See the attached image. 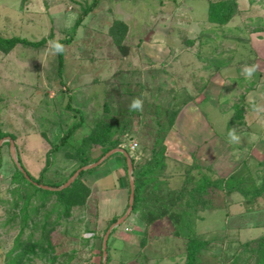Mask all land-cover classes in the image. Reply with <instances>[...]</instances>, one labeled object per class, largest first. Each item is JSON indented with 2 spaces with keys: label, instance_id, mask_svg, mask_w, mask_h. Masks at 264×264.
I'll return each instance as SVG.
<instances>
[{
  "label": "rangeland",
  "instance_id": "obj_1",
  "mask_svg": "<svg viewBox=\"0 0 264 264\" xmlns=\"http://www.w3.org/2000/svg\"><path fill=\"white\" fill-rule=\"evenodd\" d=\"M216 1L219 0H0L1 38L20 37L33 42L47 39L41 47L18 44L7 53L0 49V125L13 137L23 169L45 185L67 183L81 166V161L71 155L106 116L105 106L111 107V114L125 117L127 111H136L131 107L134 100L140 101L139 116L134 115V120L140 122L123 145L129 149V141H136L138 147L129 154L144 160L150 145L144 136L153 135L150 129L156 126L157 108L168 109L174 103L179 106L189 96L198 95L200 80L208 77L202 72L208 64L239 65L245 55L264 51V47L259 50L255 46L258 38L264 39V0H237V14L223 26L208 21L209 3ZM94 3L72 42L64 45L60 66L59 41L71 35L76 19ZM114 21L128 27L122 49L110 34ZM233 103L238 101L232 98L230 106ZM80 120L81 126L66 143L54 149ZM169 149L163 176L168 188V181L177 180L169 176L182 165ZM102 151L99 147L93 149L90 160L98 158ZM0 152V264H104L103 240L114 225L110 220L118 217H111V212L120 210L123 201L122 191L115 189L118 179L108 176L109 161L85 176L91 194L83 206L67 214L55 198L42 206L41 199L21 195L25 184L13 179L17 166L10 145L4 142ZM115 157L118 156L110 159L111 164ZM197 168L188 172L191 184L199 181L201 174L209 175L206 167ZM98 176L105 178L98 182L97 190L94 183ZM128 181L130 187L129 171ZM16 189L18 195L14 194ZM225 191L223 187L209 188L197 199L221 203ZM101 203L103 216L98 206ZM220 206L212 204L214 208ZM183 208L186 205L174 211ZM201 211L199 204L195 213L191 210L190 217L184 215L182 221L184 224L191 219L193 233L207 242L199 253V264H263L261 231L243 238L226 234L210 237L205 235L206 229H225L224 220L229 226L226 211L214 210L200 221ZM132 214L136 213L131 211L128 217ZM125 221L109 235L108 264H152L150 258L158 257V249L170 248V239H177L179 251L186 258L187 229H181L176 236L173 227L163 228L169 225L164 219L145 226L144 231Z\"/></svg>",
  "mask_w": 264,
  "mask_h": 264
},
{
  "label": "crops",
  "instance_id": "obj_2",
  "mask_svg": "<svg viewBox=\"0 0 264 264\" xmlns=\"http://www.w3.org/2000/svg\"><path fill=\"white\" fill-rule=\"evenodd\" d=\"M255 46L261 50L264 39L258 38ZM244 58L239 65L221 63L216 67L212 65L215 69L211 64L204 67L202 72L208 77L205 81L200 80L198 95L189 96L179 106L174 103V109H179V114L166 140L168 149L172 141L169 150L173 158L182 164L175 175L169 176L170 179H177L175 183L168 181L170 189H180L188 178V172L197 167H206L209 172V175L201 174V178L206 176L224 183L226 191L221 196V203L214 200L200 201L203 202L201 204L208 205L205 208L201 206L202 215L198 218L200 221H204L206 214L214 210L226 211L225 218L229 221L227 226L224 220L225 229H206L205 235L210 237L223 234L251 237L257 231L264 235V51L253 56L245 55ZM245 68L253 69L250 75L245 73ZM230 79L234 81L231 82ZM193 88L196 89L192 84L191 89ZM232 98L238 103L230 106ZM149 155L150 151L144 158ZM117 156L114 164L110 162L112 155L104 161H109L108 176H116L119 185L115 189L121 190L123 196L121 209L112 211L111 217L124 215L130 191L127 161L122 154ZM200 163L204 165L200 166ZM104 178L97 177L94 183L97 190L98 182ZM193 187L190 184L189 190ZM189 199L188 196L184 202ZM215 202L222 207H212ZM249 204L251 206H244ZM98 206L101 214L102 203ZM193 210L195 213L196 210ZM191 213L193 212L189 209V217ZM128 221L127 225L144 231L146 225L137 214H132L125 223ZM163 228L166 230L170 226L167 224ZM177 242V239H170L168 243L171 249H158V257L150 258V262L183 264L185 256L179 251ZM180 256L182 261L178 260Z\"/></svg>",
  "mask_w": 264,
  "mask_h": 264
},
{
  "label": "trees",
  "instance_id": "obj_3",
  "mask_svg": "<svg viewBox=\"0 0 264 264\" xmlns=\"http://www.w3.org/2000/svg\"><path fill=\"white\" fill-rule=\"evenodd\" d=\"M94 3L91 7L87 8L82 15H80L73 26L71 35L66 39L59 41L58 47V58L60 66L63 65V49L64 45L70 44L72 38L75 35L76 30L81 25L82 20L90 13ZM238 11V1L237 0H219L216 2H210L208 6V21L212 24L219 26L226 25ZM128 27L123 22L114 21L110 29V34L113 37L114 42L119 49H122V42L126 37ZM47 42V39L44 38L40 41H30L25 38L20 37H11V38H1L0 37V49L4 52H10L18 44H24L32 47H41ZM71 107L70 105L68 106ZM106 116H103L95 125L90 135L83 140L82 146L77 150L75 155H71V158L81 161V166L83 167L97 163L102 157L107 153L121 148L124 143V139L130 136L128 134L139 125L140 120H134L139 116L140 109L137 108L136 111H127L126 116H115L111 114V107L109 105L105 106ZM163 114H162V113ZM156 121L153 129H150L153 135L149 133L145 134L146 141L150 143L149 151L150 155L148 158H145L142 161H138L134 156L130 155L132 163V176L134 183V202L132 213L139 215V218L145 223L146 227L155 223L156 221H161L162 219L169 222V226L173 227V233L177 236L180 235V230L186 228L189 231V236L186 239L185 248H186V258L183 264H199L198 256L201 250L207 245L206 241L199 240L196 235L193 233L191 228L192 221L187 219L182 224L183 217L186 215L189 217L186 209H197V206L200 204L202 208L208 205H203L200 202V199H197L198 195L205 194L209 188H222L224 183L222 180H211L209 177L203 176L199 181L194 182L193 188L189 190L190 179H186L184 185L179 190H169L167 187V182L163 179L164 173L166 171L167 164V151L168 147L166 145V140L168 134L170 133L172 127L174 126L175 120L179 114V109H174L172 106H168V109L156 110ZM81 126V120L74 124L72 128L68 130L65 136L61 139L60 144L56 145L54 149L58 150L61 145L65 144L68 138ZM10 137L7 133L3 132L0 125V141ZM13 139V137H10ZM7 145H10L9 142H5ZM101 148L103 151L101 155L94 159L90 160L89 153L95 148ZM129 153V150L126 149ZM121 153L115 152L111 155H120ZM126 159V158H125ZM104 161L91 169L82 170L75 180L71 182L68 186L60 190H48L40 188L34 185L29 179H27L22 172L16 168L13 175L14 181H18L24 185L22 190H25L21 193L25 194L28 199L37 197L41 199L42 206L46 204L51 198H55L56 204L60 209L69 214L71 209L78 206H83L86 203L87 198L91 194V189L88 187L84 178L87 175L93 173L99 166H101ZM48 166V165H46ZM46 168V167H45ZM26 171V170H25ZM45 169L41 171V176H43ZM29 178L36 182L42 183L40 179L33 178L27 171ZM75 172L72 174V176ZM45 185V184H44ZM64 185V184H63ZM53 188H59L60 184L47 185ZM229 188V187H228ZM32 190V192L29 191ZM262 192V190H259ZM19 189L15 190V195L19 194ZM130 193V191H129ZM189 196V200H192V203L184 202V200ZM201 197V196H200ZM202 201V200H201ZM29 202V201H28ZM194 203V204H193ZM186 205V208H183L181 211H174L175 208ZM41 206V207H42ZM129 204L126 209H128ZM38 210V209H37ZM121 216L114 217L110 220V225H113L118 222ZM119 226V225H118ZM117 228L112 229L111 233H114ZM264 240V237L261 241ZM107 252H109L110 246L107 242ZM110 256L107 257V264L110 262ZM264 264V260L262 262Z\"/></svg>",
  "mask_w": 264,
  "mask_h": 264
},
{
  "label": "water",
  "instance_id": "obj_4",
  "mask_svg": "<svg viewBox=\"0 0 264 264\" xmlns=\"http://www.w3.org/2000/svg\"><path fill=\"white\" fill-rule=\"evenodd\" d=\"M4 142H9L10 144V149H11V154H12V157L15 161V164L17 166V168L22 172V174L27 178L29 179V181H31L34 185L40 187V188H43V189H48V190H60L66 186H68L71 182H73L75 180V178L77 177V175L82 171V170H87V169H91L97 165H100L103 161H105L112 153H115V152H119L121 153L125 158H126V161H127V167H128V171H129V174L131 176V182H130V198H129V207L126 211V213L118 220L117 223H115L107 232H106V235L104 237V240H103V249H104V254H105V262L104 264H107V254H106V247H107V241H108V238H109V235L112 231V229L115 227V226H118L120 224H122L126 218L130 215L132 209H133V202H134V183H133V179H132V163H131V159H130V154L122 149V148H118V149H115L109 153H107L102 159H100L97 163L95 164H91V165H87L85 167H83L82 169L78 170V172H76L74 174V176L72 177L71 180H69L67 183H65L64 185L60 186L59 188H51L47 185H44V184H41V183H36L34 181H32L29 176L27 175L26 171L23 169V167L20 165L19 163V160H18V157L16 155V152H15V145L13 143V140L10 138V137H7L3 140H1L0 142V151H1V145L4 143ZM0 158H1V152H0Z\"/></svg>",
  "mask_w": 264,
  "mask_h": 264
},
{
  "label": "built area",
  "instance_id": "obj_5",
  "mask_svg": "<svg viewBox=\"0 0 264 264\" xmlns=\"http://www.w3.org/2000/svg\"><path fill=\"white\" fill-rule=\"evenodd\" d=\"M138 147V143L134 140L129 141V152L132 153L134 150H136V148ZM122 149H125V145L121 146Z\"/></svg>",
  "mask_w": 264,
  "mask_h": 264
},
{
  "label": "clouds",
  "instance_id": "obj_6",
  "mask_svg": "<svg viewBox=\"0 0 264 264\" xmlns=\"http://www.w3.org/2000/svg\"><path fill=\"white\" fill-rule=\"evenodd\" d=\"M252 71H253V69H251V68H245V73L247 75H250ZM131 107H133V108H139L140 107V101L134 100L133 103H132V105H131Z\"/></svg>",
  "mask_w": 264,
  "mask_h": 264
}]
</instances>
